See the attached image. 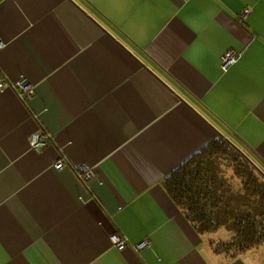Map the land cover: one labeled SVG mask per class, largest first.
<instances>
[{"label": "crops", "instance_id": "0c3cea01", "mask_svg": "<svg viewBox=\"0 0 264 264\" xmlns=\"http://www.w3.org/2000/svg\"><path fill=\"white\" fill-rule=\"evenodd\" d=\"M0 44V264H264L163 185L219 135L264 163V0H0Z\"/></svg>", "mask_w": 264, "mask_h": 264}, {"label": "trees", "instance_id": "16d2710c", "mask_svg": "<svg viewBox=\"0 0 264 264\" xmlns=\"http://www.w3.org/2000/svg\"><path fill=\"white\" fill-rule=\"evenodd\" d=\"M193 228L234 255L264 244V163L219 135L164 180Z\"/></svg>", "mask_w": 264, "mask_h": 264}, {"label": "built area", "instance_id": "2783aa9c", "mask_svg": "<svg viewBox=\"0 0 264 264\" xmlns=\"http://www.w3.org/2000/svg\"><path fill=\"white\" fill-rule=\"evenodd\" d=\"M183 1H190V0H183ZM251 9H246L243 12L239 14V21L243 23L246 21V19L250 16L251 14ZM1 48V44H0ZM240 58V54L237 53L236 51H228L225 53L221 60V67L224 71L228 69L229 66L237 63V61ZM6 85L5 80L0 79V89L4 88ZM15 87L19 91V95L23 100H31L34 96V88L33 86L24 78L19 80L18 82L15 83ZM49 136H43L42 134H35L31 137V146L34 150L40 151L41 149L47 147L49 145ZM64 162L62 160L58 161L55 164L56 169H62L64 166ZM79 177L83 181H89L94 178V172L91 170L90 167L84 166L80 169L79 172ZM110 243L112 244L113 247L117 248L119 251H123L127 248L128 242L125 239V237L115 233L110 236ZM148 245V242H143L141 244H138L135 249L137 251H140L144 249Z\"/></svg>", "mask_w": 264, "mask_h": 264}, {"label": "bare ground", "instance_id": "6f19581e", "mask_svg": "<svg viewBox=\"0 0 264 264\" xmlns=\"http://www.w3.org/2000/svg\"><path fill=\"white\" fill-rule=\"evenodd\" d=\"M233 65H234V64H233ZM231 66H232V65H231ZM231 66H229V67H231ZM229 67H228V68H229Z\"/></svg>", "mask_w": 264, "mask_h": 264}]
</instances>
